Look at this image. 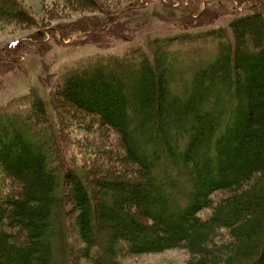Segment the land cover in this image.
Segmentation results:
<instances>
[{"label": "trees", "instance_id": "trees-1", "mask_svg": "<svg viewBox=\"0 0 264 264\" xmlns=\"http://www.w3.org/2000/svg\"><path fill=\"white\" fill-rule=\"evenodd\" d=\"M6 1L0 24L32 26ZM251 1L230 36L207 33L217 35L208 58L172 49L203 35L175 37L67 76L57 133L39 100L26 115L0 114V264H123L170 249L185 250V264H264V8ZM87 118L98 137L76 145L80 161L66 157L68 128L86 134Z\"/></svg>", "mask_w": 264, "mask_h": 264}, {"label": "rangeland", "instance_id": "rangeland-1", "mask_svg": "<svg viewBox=\"0 0 264 264\" xmlns=\"http://www.w3.org/2000/svg\"><path fill=\"white\" fill-rule=\"evenodd\" d=\"M14 1L15 7L24 10L33 22L32 26L15 25L3 18L0 24V114L26 115L39 100L45 106L48 127L55 133L64 126V110L71 108L58 94L59 85L70 74L89 70L95 63L110 57L127 55L126 59L132 61L141 55L134 54L137 50L149 55L154 40L175 37L203 35V39L175 44L172 49H194L201 57L208 58L205 54L210 56L209 49L217 43L214 41L217 35L207 33L223 30L230 36V21L248 13V5L253 6L251 0H243L241 4L237 0H97L100 11H71L58 0ZM2 2L4 5L7 1ZM261 4L264 8V0ZM117 11L122 12L115 20L106 22ZM205 58L198 61L204 62ZM191 67L193 65L188 67L189 71ZM176 70L175 67L172 71L173 77ZM88 118L86 134L76 130L77 127L68 128L73 135H70L71 145L65 146L66 157L71 155L80 161L83 155H77L73 149L85 138L98 137L94 122ZM19 121L23 124L22 116ZM74 122L78 125L80 120ZM6 124L9 126L4 123L1 126L10 129L12 122ZM105 137L103 144L112 146L114 133L107 130ZM71 235L72 232L68 240H76L77 236ZM186 258L185 250L170 249L127 254L121 262L185 264Z\"/></svg>", "mask_w": 264, "mask_h": 264}]
</instances>
